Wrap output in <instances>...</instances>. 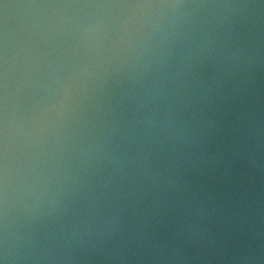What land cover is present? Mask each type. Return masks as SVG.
Returning a JSON list of instances; mask_svg holds the SVG:
<instances>
[{
  "label": "water",
  "instance_id": "obj_1",
  "mask_svg": "<svg viewBox=\"0 0 264 264\" xmlns=\"http://www.w3.org/2000/svg\"><path fill=\"white\" fill-rule=\"evenodd\" d=\"M0 264H264V0H0Z\"/></svg>",
  "mask_w": 264,
  "mask_h": 264
}]
</instances>
